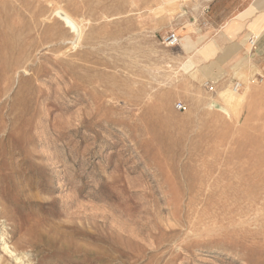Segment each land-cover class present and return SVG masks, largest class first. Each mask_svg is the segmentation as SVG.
I'll return each instance as SVG.
<instances>
[{"label":"rangeland","instance_id":"rangeland-1","mask_svg":"<svg viewBox=\"0 0 264 264\" xmlns=\"http://www.w3.org/2000/svg\"><path fill=\"white\" fill-rule=\"evenodd\" d=\"M211 2L0 0V264H264V83L187 62Z\"/></svg>","mask_w":264,"mask_h":264},{"label":"crops","instance_id":"crops-1","mask_svg":"<svg viewBox=\"0 0 264 264\" xmlns=\"http://www.w3.org/2000/svg\"><path fill=\"white\" fill-rule=\"evenodd\" d=\"M206 17L188 31L192 51L187 62H205L216 70L225 67L209 75L211 82L221 77L241 82L239 76L264 74V0H212ZM252 36L255 48L249 44Z\"/></svg>","mask_w":264,"mask_h":264},{"label":"built area","instance_id":"built-area-1","mask_svg":"<svg viewBox=\"0 0 264 264\" xmlns=\"http://www.w3.org/2000/svg\"><path fill=\"white\" fill-rule=\"evenodd\" d=\"M167 43L169 46H176L179 44V38L176 34H171L168 39H167ZM249 44L252 48H255L256 47V44H257V40H256V37L255 36H252L250 39H249ZM257 82L258 83H264V76L262 75H258L257 76ZM243 88V84H241V82L237 81L235 82L234 84V90L236 92H239L241 89ZM212 89V87H211ZM177 108L179 110H182L184 109V105L182 103H180Z\"/></svg>","mask_w":264,"mask_h":264},{"label":"bare ground","instance_id":"bare-ground-1","mask_svg":"<svg viewBox=\"0 0 264 264\" xmlns=\"http://www.w3.org/2000/svg\"><path fill=\"white\" fill-rule=\"evenodd\" d=\"M56 13V12H55ZM58 15H59V17H61L63 20L62 21H64L67 25H70L71 26V28L72 29H74L75 30V32H76V26H78V23L66 12V11H64V10H59V12H58ZM57 15V16H58ZM68 27V26H67ZM69 29H70V27H69ZM81 29V28H80ZM79 34V33H78ZM81 39V38H80ZM186 41L187 42H189V39L188 38H186ZM76 45V44H75ZM235 91V90H234ZM236 92V91H235ZM224 110V112H226L227 113V110H225V109H223ZM5 244H6V242H5ZM5 250L9 253V254H11V255H14L16 252H17V250L16 249H14V250H10V247H8L7 245H6V248H5ZM23 258H20V260H22ZM23 264H26L25 262L23 263Z\"/></svg>","mask_w":264,"mask_h":264}]
</instances>
